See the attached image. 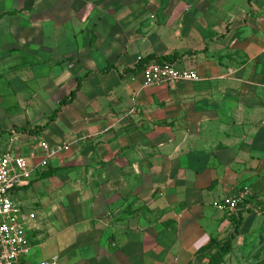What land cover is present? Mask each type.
I'll return each mask as SVG.
<instances>
[{"label": "crops", "instance_id": "crops-1", "mask_svg": "<svg viewBox=\"0 0 264 264\" xmlns=\"http://www.w3.org/2000/svg\"><path fill=\"white\" fill-rule=\"evenodd\" d=\"M60 1L0 0V101L25 117L0 134L13 127L35 145L14 136L0 152L30 162L12 196L35 216L29 254L46 251L35 264H209L202 251L231 239L223 264L247 262L245 234L264 210L248 197L237 229L214 203L263 174L264 0H69L81 25L98 23L62 46L76 59L55 71L32 53ZM169 58L199 80L145 87L140 60ZM44 142L70 150L41 169Z\"/></svg>", "mask_w": 264, "mask_h": 264}, {"label": "built area", "instance_id": "built-area-1", "mask_svg": "<svg viewBox=\"0 0 264 264\" xmlns=\"http://www.w3.org/2000/svg\"><path fill=\"white\" fill-rule=\"evenodd\" d=\"M145 87L178 85L189 81H198L199 76L190 71L178 70L170 64L151 63L143 71ZM43 153L41 169L49 167L52 159L70 150L64 144L50 147L46 143L38 145ZM32 176L30 162L25 158L13 156L10 151L0 152V264H30L23 258L29 255L27 224L35 216H25L13 200V191L29 185ZM249 192L227 197L214 203V207L230 216L237 215L240 207L248 199ZM38 264H58L57 259L41 261Z\"/></svg>", "mask_w": 264, "mask_h": 264}, {"label": "rangeland", "instance_id": "rangeland-1", "mask_svg": "<svg viewBox=\"0 0 264 264\" xmlns=\"http://www.w3.org/2000/svg\"><path fill=\"white\" fill-rule=\"evenodd\" d=\"M71 8L72 5L69 2V0H61L60 12L56 15H54L53 13L51 14V20L49 24L46 25L47 28L41 30V35L39 37L41 39H39L38 41V37L36 38L38 41V45H35L36 40L34 43V45L37 46L36 48L38 49L32 53L34 55L33 59L36 61L40 60L38 58L39 54L48 57L51 63V68L53 69V67H55V71L58 70V68L62 70V62H66L68 63V66H72L74 64L73 62L76 59V53L74 51L64 52L65 54H63L62 46H64L65 44L68 45L69 43L79 44V38H81L80 34L90 31L92 32V29H95L94 26L96 25V23H98L96 21L94 22L93 16L92 17L88 16L86 17V19H84L85 21H82L83 24L81 25L80 17L78 16L80 14H75L74 10H71ZM84 12L85 10L83 11V13ZM84 16L85 13L82 18H84ZM100 21L102 22L103 18H100ZM95 41H96L95 35L87 36L86 42L89 44V46H91V44L94 43ZM31 94L32 93H30V95ZM17 102L18 101L15 100L0 101V122H3V120L5 121L1 125L2 128L4 126L6 127L7 124H10L11 122L22 123L23 119H25L24 116H21L19 115V113L18 114L16 113V111L18 110V108H16ZM35 102L37 103L38 101L36 100ZM14 136H19V145L22 146V148L28 149L31 146H35L32 145L33 143L30 145L29 141H26V137H23L24 135L22 136V134L16 133L13 130V127L9 128V131H7L6 133L0 134V144L4 145V143L7 141H13ZM44 143L50 145L48 144V142H44ZM39 152L42 151L40 150ZM37 156H40V154L36 153L35 157ZM259 168L261 173H263L259 176L260 179L258 180L254 178L236 179L233 181L235 184V187L233 189L234 192L235 191L237 192V194H244L248 191L250 193L248 197L250 198L252 197L251 199L253 203L256 204V205L254 204V206L257 207L259 210L263 211L264 210V179H262L261 176H264V168H261V166ZM255 215L256 216H253L252 217L253 219L250 221L249 231L245 234L251 236V240L249 242V245H247L249 248L245 246L243 249L245 251V249L248 248L245 254L246 257L250 258L249 260H247V262L244 261V264H264V214L263 215L255 214ZM45 252L46 251H43L41 249V251H37L35 255L31 253L23 259L30 264H35L36 256L38 255V253H42V255H46Z\"/></svg>", "mask_w": 264, "mask_h": 264}, {"label": "trees", "instance_id": "trees-1", "mask_svg": "<svg viewBox=\"0 0 264 264\" xmlns=\"http://www.w3.org/2000/svg\"><path fill=\"white\" fill-rule=\"evenodd\" d=\"M153 62L158 63V64H161V65H163V64H170V65H172L171 64V58H169V59H161V60H151V59L144 60V59H141L140 60V67H145V66H147V65H149V64H151ZM82 80L83 79H80L79 80V83ZM78 89H79V87H78ZM74 98H75V92L73 93V95L69 99H66L65 101H63L61 103V105L62 106H65V105L71 104L73 102ZM39 130H41V129H39ZM39 130L37 129V131H39ZM20 132L26 133V134L33 133V132H29L27 130H23V131L21 130ZM240 208L241 209H239L237 215L234 216V221L236 222L237 229L240 227L241 220H242L241 211H242L243 207L241 206ZM243 210H245V209H243ZM232 240L233 239H231V241H228V242L223 243V244L222 243H218L216 241H213L211 243V245L207 249H205V250L202 251V253L206 257H208L209 264H223L224 263V259L228 255H230V253L232 251V243H231Z\"/></svg>", "mask_w": 264, "mask_h": 264}]
</instances>
